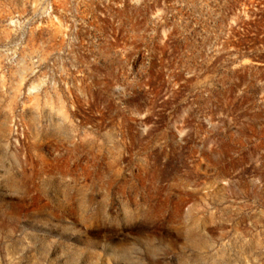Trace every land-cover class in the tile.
Returning a JSON list of instances; mask_svg holds the SVG:
<instances>
[{
  "label": "rangeland",
  "instance_id": "1",
  "mask_svg": "<svg viewBox=\"0 0 264 264\" xmlns=\"http://www.w3.org/2000/svg\"><path fill=\"white\" fill-rule=\"evenodd\" d=\"M0 264H264V0H0Z\"/></svg>",
  "mask_w": 264,
  "mask_h": 264
}]
</instances>
